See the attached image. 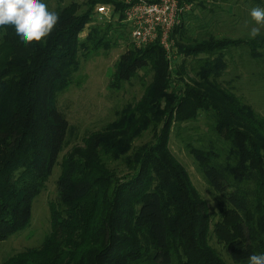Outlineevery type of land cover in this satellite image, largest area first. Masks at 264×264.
<instances>
[{"label": "trees", "instance_id": "trees-1", "mask_svg": "<svg viewBox=\"0 0 264 264\" xmlns=\"http://www.w3.org/2000/svg\"><path fill=\"white\" fill-rule=\"evenodd\" d=\"M206 1L199 2L204 17L191 13L175 30L186 57L178 66L159 39L132 42L118 0H88L81 13L76 2L49 8L60 22L46 43L25 45L14 27H0V242L30 226L34 200L75 135L58 99L82 53L126 40L115 76L127 82L144 71L145 83L138 101L64 155L51 230L2 264H248L249 255L264 253V115L221 79L232 48L247 45L252 57L261 56L264 34H219L216 15L225 9ZM98 2L115 4L116 18L97 22L81 39ZM237 3L236 12H226L247 20L252 7H264V0ZM202 115L209 137L188 147L229 202L214 230L206 201L170 148L173 128ZM148 131L153 138L136 145Z\"/></svg>", "mask_w": 264, "mask_h": 264}, {"label": "rangeland", "instance_id": "rangeland-1", "mask_svg": "<svg viewBox=\"0 0 264 264\" xmlns=\"http://www.w3.org/2000/svg\"><path fill=\"white\" fill-rule=\"evenodd\" d=\"M44 1H46L50 9H56L60 4L66 5L71 2L77 3L78 13L88 8L86 3L88 0ZM200 1L207 2L206 0H196V7H193L195 8L193 13L204 17L201 6L198 4ZM232 2L231 4L220 3L225 11H219L216 15L219 22L218 33L223 36L237 37L242 33V30H247L244 23L248 22L249 27L253 26L254 23L252 24L251 18L247 20V18H238L239 14H228L226 10L229 8L236 12L234 3H237L238 0H233ZM243 3V1H240V4ZM235 18L237 19L236 26L238 30L233 33L234 25H232V22ZM194 21L191 19L187 25H192ZM97 22L99 21L93 15L91 21L80 33V38L83 39L90 27ZM262 32H264V29H262ZM188 33L191 34V31ZM127 45V41L122 40L118 46L110 50L101 48L82 53L80 68L74 73L70 84L60 93L58 99L60 109L66 113L75 129V135L70 137L67 146L61 153L59 163L49 177L46 187L34 200L33 217L30 226L0 242V264H2L4 258L19 250L40 245L45 235L51 230V210L52 205L58 201L57 180L62 172L64 155L75 145H84L88 135L94 131L101 130L115 120L117 111L120 108L128 103L138 101L143 95L144 71H141L138 76L127 82L120 83L115 76L118 59L127 49ZM260 50L262 51H260L262 53L261 56L252 57L250 54L251 50L247 45L232 48L231 53L226 57L228 68L224 71L221 79L226 86L234 89L238 95L242 96L258 112L264 115V47L260 48ZM185 58V55L177 53L175 57L176 66ZM187 60H190V58H187ZM207 133L206 115H202L199 121L186 122L179 128H173L170 137V148L173 154L186 167L194 187L201 198L206 201L211 216V229L214 230L215 224L222 219L223 213L229 208V202L205 178L203 170L188 147L189 142L195 146L202 144L203 138L209 137ZM153 136V132L148 131L137 138L135 144L145 143L151 140ZM213 235L215 234L213 233ZM212 243L217 245L215 237ZM218 246L227 258V251L224 246L222 244Z\"/></svg>", "mask_w": 264, "mask_h": 264}, {"label": "built area", "instance_id": "built-area-1", "mask_svg": "<svg viewBox=\"0 0 264 264\" xmlns=\"http://www.w3.org/2000/svg\"><path fill=\"white\" fill-rule=\"evenodd\" d=\"M118 1L125 4V22L132 29V42L141 47L159 39L174 64L178 53L175 30L182 25L194 3L189 0ZM115 10L113 3L98 2L93 15L97 21H111L116 18Z\"/></svg>", "mask_w": 264, "mask_h": 264}, {"label": "clouds", "instance_id": "clouds-1", "mask_svg": "<svg viewBox=\"0 0 264 264\" xmlns=\"http://www.w3.org/2000/svg\"><path fill=\"white\" fill-rule=\"evenodd\" d=\"M250 17L254 25L245 23L247 37L256 39L264 34V7H252ZM59 22V13L50 10L43 0H0V27H14L25 45L46 43ZM247 259L248 264H264V253H252Z\"/></svg>", "mask_w": 264, "mask_h": 264}, {"label": "crops", "instance_id": "crops-1", "mask_svg": "<svg viewBox=\"0 0 264 264\" xmlns=\"http://www.w3.org/2000/svg\"><path fill=\"white\" fill-rule=\"evenodd\" d=\"M210 2H216V3H217L218 0H217V1L210 0ZM193 3H194V6L196 7V3H195V1H194ZM220 3H222V2L219 0V2L217 3V5L221 6V8H223V6H222ZM198 4H199V6L202 7V5H201L200 3H198ZM236 4H238V3H234V7L237 6ZM194 6H193V7H194ZM193 9H195V8H193ZM193 9H192L190 12H188V13L184 16V17H185V20H187V17H188L191 13L194 12ZM228 14H230V13H228ZM193 15H194V13H193ZM185 20H183V23L185 22Z\"/></svg>", "mask_w": 264, "mask_h": 264}]
</instances>
